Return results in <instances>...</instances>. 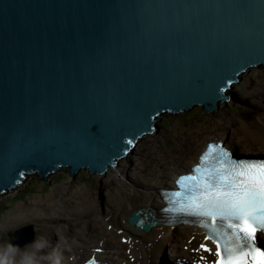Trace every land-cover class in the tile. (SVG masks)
<instances>
[{"label":"water","instance_id":"95a60500","mask_svg":"<svg viewBox=\"0 0 264 264\" xmlns=\"http://www.w3.org/2000/svg\"><path fill=\"white\" fill-rule=\"evenodd\" d=\"M261 65L264 0H0V195L102 175L160 115L213 112Z\"/></svg>","mask_w":264,"mask_h":264},{"label":"bare ground","instance_id":"6f19581e","mask_svg":"<svg viewBox=\"0 0 264 264\" xmlns=\"http://www.w3.org/2000/svg\"><path fill=\"white\" fill-rule=\"evenodd\" d=\"M245 80L249 82V77L246 76ZM253 91H256L255 94L252 93ZM252 92L253 100H257L256 102L263 107L264 91L261 86L254 88ZM221 137L227 147L235 153L243 151L238 152L236 148L255 149L250 150L251 152H264V114L261 121L256 124L255 122L252 124L242 122L234 132L229 127H225ZM156 138L158 139V136L154 137ZM211 139L210 135L192 138L196 141L191 142L193 147L187 150L184 147V138L172 135L162 136L158 143L154 141L144 143V148L131 165L132 167L129 166V170L123 167L125 159L122 157L117 159L119 164L117 162L116 169L115 166L110 165L103 175L118 184L112 193L117 202L109 204L102 215L95 202L87 208L91 216L86 215L89 211L79 212L84 227L79 235H85V238H82L84 244L81 247L70 244L71 250H66L64 253L67 264H83L91 255L96 256V264H170V258L174 259L171 264H176L175 261L179 262L184 258L190 259L191 262L198 259L200 255L193 249L198 247V239L203 236L202 230L190 224H168L162 212L164 203L159 192L161 188L173 184L177 173L187 171L197 161L201 149ZM135 148L136 146L134 150ZM128 158L126 161H129ZM13 190L14 188L10 191ZM51 194L55 195L54 192ZM84 198L83 196L79 198V202L82 199V205ZM50 206L57 210L55 205L50 204ZM21 207L22 205H18L17 209L6 212L3 222L25 221L24 215L17 212ZM139 209H141L139 213H150L148 219L153 223L151 227H143L130 222V213ZM42 216L44 215L38 213L34 220L39 229L44 230L46 226L51 229V232L46 233L44 237L48 240L57 239L55 230H58V218ZM69 220L72 223L77 222L75 216L69 217ZM104 224L105 229H103ZM109 224H112L111 227ZM94 228L97 230L96 233H94ZM22 229L14 232L13 240L24 247L23 241L19 240ZM33 230L31 236L35 234ZM124 237L128 238L126 243H124ZM169 242L173 246L170 248V256L166 251ZM59 246L63 250L66 249L64 244H59ZM126 254L128 256L132 254L135 260L131 261Z\"/></svg>","mask_w":264,"mask_h":264},{"label":"rangeland","instance_id":"374dc122","mask_svg":"<svg viewBox=\"0 0 264 264\" xmlns=\"http://www.w3.org/2000/svg\"><path fill=\"white\" fill-rule=\"evenodd\" d=\"M246 76L249 77V82L245 80ZM235 83H232L226 91L229 98L224 101L219 100L218 107L213 112L206 113L203 110V106L194 105L182 112L160 115L156 122L157 128H155V131L140 137L135 143V150L133 148L128 153L129 156L122 157L125 159L123 167L129 170V166L134 163L135 159L140 155L142 148H144V143L148 141L158 143V140L162 136L167 137L172 135L181 139L184 138V147L189 150L193 147L191 142L196 141H193L192 138L210 135L212 139H218L222 138L221 134L225 127H229L234 132L242 122L250 124L255 122L256 124V122L261 121L264 114V105L261 107L256 102L257 100H253L251 92L258 86H261L262 91H264V65L251 67L242 72L239 75V80ZM235 85H239L240 88ZM255 92L253 91L252 93L255 94ZM215 134L220 135L214 136ZM155 136H158V139H154ZM236 149L238 152L243 150L240 153L244 154H264L263 151L251 152L255 149H250L251 151L249 149ZM127 157H129V161H126ZM114 168L116 169V166ZM117 185L108 176L96 173L91 174L89 169H81L74 176L71 175L70 170H65L56 171L46 178L38 176L27 178L23 181V184L14 188L13 191H7L0 196V216L2 215V218L0 217V243L8 241L7 232H15L18 228L28 227L26 232L21 231V238L19 239L24 244L30 242L29 237H31L32 233L30 227L32 228V225L35 229V231L33 230L35 236L44 237L46 233L51 232V229L47 226L44 230L39 229V226H37L34 217H37V214L40 213L44 215L42 216L44 218H58V230H55L58 238L49 240L52 246L64 244L66 246L64 253L66 250H71L70 244L81 247L84 244L82 238H85V235H79L80 230L84 228L79 212L84 213L89 211L86 215L91 216V212L87 208H89L91 203L95 202L98 206V211L102 215L109 204L117 202L116 198L112 195ZM77 186H80L81 190ZM24 187L28 188L23 189ZM52 192L55 195H52ZM81 196L85 197L83 205L81 204L82 199L79 202ZM3 198L6 199L3 200ZM50 204L55 205L57 210H54ZM18 205H22V207L17 212L24 215L25 221L8 220L7 222H3L5 213L14 208L17 209ZM6 208L8 209L6 210ZM4 210L6 211L2 214ZM73 216L77 218V222L75 223L69 220V217ZM35 219L39 220L40 218ZM111 225L109 224V227ZM103 229H105V224L103 225ZM96 231L95 229L94 233ZM171 247L173 248L169 242V247L167 246L166 249L169 256ZM126 255L128 256V254ZM132 257L129 254L128 258L131 261ZM172 262H174V259L170 258L169 263L171 264Z\"/></svg>","mask_w":264,"mask_h":264},{"label":"snow or ice","instance_id":"6c2138e0","mask_svg":"<svg viewBox=\"0 0 264 264\" xmlns=\"http://www.w3.org/2000/svg\"><path fill=\"white\" fill-rule=\"evenodd\" d=\"M176 185L178 190L163 191L162 211L194 217L207 232L203 239L215 244L214 253L209 243L193 251L214 254L211 264H264V248L256 242L257 233H264V160H236L223 143H209Z\"/></svg>","mask_w":264,"mask_h":264},{"label":"clouds","instance_id":"9594fccd","mask_svg":"<svg viewBox=\"0 0 264 264\" xmlns=\"http://www.w3.org/2000/svg\"><path fill=\"white\" fill-rule=\"evenodd\" d=\"M133 145H135V143H133ZM133 145L131 148H133ZM55 172H52L49 175ZM90 173L93 174L96 172H91L90 170ZM38 177L40 176L38 175ZM23 181L19 185L23 184ZM4 199L5 198H3V200ZM8 208H6V210ZM6 210H4L2 214H4ZM45 249H48V251H44ZM0 264H67V261L64 255V250L59 244L52 246L47 237L36 236L33 241L26 244L23 248L18 244H13L11 240L0 243Z\"/></svg>","mask_w":264,"mask_h":264},{"label":"trees","instance_id":"16d2710c","mask_svg":"<svg viewBox=\"0 0 264 264\" xmlns=\"http://www.w3.org/2000/svg\"><path fill=\"white\" fill-rule=\"evenodd\" d=\"M237 87H239L240 88V86L239 85H237ZM26 188H28V187H24L23 189H26ZM21 195V194H20ZM25 196V195H24ZM6 199V198H5ZM3 202V201H2ZM1 217V216H0Z\"/></svg>","mask_w":264,"mask_h":264}]
</instances>
